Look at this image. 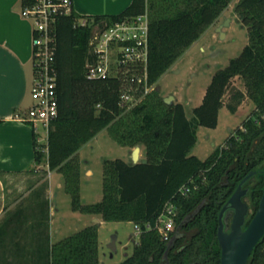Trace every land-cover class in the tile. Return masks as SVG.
<instances>
[{
  "label": "trees",
  "instance_id": "1",
  "mask_svg": "<svg viewBox=\"0 0 264 264\" xmlns=\"http://www.w3.org/2000/svg\"><path fill=\"white\" fill-rule=\"evenodd\" d=\"M33 1L22 0V5H30ZM232 1L133 0L118 15L85 17L73 10L56 22L54 65L59 114L48 131L44 146L47 153L36 138L35 163L41 165L46 161L50 170L62 173L74 211L99 215L104 221L132 222L140 227V240L133 254L121 264L162 262L168 241L156 229L147 226L155 227L167 203L177 207L176 224L200 208L184 226L185 237L178 239L176 247L170 251V264L221 263L217 237L219 215L241 181L251 172L257 173L250 193L254 213L257 211L264 186V0H239L235 5V13L248 29L249 42L239 57L216 72L202 104L193 109L191 119L182 104L167 105L159 89L128 110L120 104L121 83L118 79L88 80L87 64L93 62L90 52L92 28L79 25V21L87 19L101 26L114 25L148 12V78L150 84H156L218 21ZM236 76L244 81L246 93H235L232 98L235 103L228 106L229 110L235 113L246 96L255 104L256 110L225 146L216 148L208 159L200 160L191 155L197 142V130L201 126L217 127L223 97ZM105 129L123 146L144 145L147 163L106 160L102 200L83 205L80 165L75 158L83 145ZM181 188L189 191L183 194ZM45 204L48 208V201ZM49 220L46 213L45 222L41 219L28 224L25 219L15 216L6 221L0 227V263L10 250L7 239L21 238L22 232L38 231L42 225L47 243L45 248H39V253L44 264H101L98 224L51 244ZM20 246L16 243L17 249ZM22 248V252L30 251L26 245ZM248 264H264V236Z\"/></svg>",
  "mask_w": 264,
  "mask_h": 264
},
{
  "label": "rangeland",
  "instance_id": "2",
  "mask_svg": "<svg viewBox=\"0 0 264 264\" xmlns=\"http://www.w3.org/2000/svg\"><path fill=\"white\" fill-rule=\"evenodd\" d=\"M238 1L233 0L218 21L209 27L155 84L163 99L169 96L175 97L170 106L183 105L189 119L193 117V109L202 104L216 72L225 69L232 59L239 57L249 42L248 29L234 11ZM238 91L246 93V88L242 78L236 76L232 78L223 97V107L219 112L217 127L198 128L197 142L191 151L192 156L203 161L208 159L216 148L225 146L228 139L254 113L255 104L247 96L238 105L235 113L229 110L228 106L235 103L232 100L233 95ZM38 133L45 143L47 133L41 124L38 125ZM138 146L141 148L139 161L141 162L146 159V150L144 145ZM138 146L121 145L112 138L108 129L101 131L94 139L82 146L75 159L80 165V200L83 205L99 203L103 198L104 162L120 159L132 164V152ZM52 184L51 202L54 221L53 230L48 231L51 244L86 227L98 224L101 264H121L132 254L140 240L134 223L104 221L99 215L74 211L71 195L65 189L61 172H53ZM40 189L42 188L38 187L37 191ZM133 234L135 235L132 236ZM22 235L21 238L7 239L10 250L4 254V262L0 264L45 263L39 253V248H45L47 243L44 227L41 225L38 231L22 232ZM113 237L117 239L115 250L110 248ZM16 243L21 245L19 249ZM25 245L27 251L32 252L23 251V253L21 250ZM35 248L36 252L33 253Z\"/></svg>",
  "mask_w": 264,
  "mask_h": 264
},
{
  "label": "crops",
  "instance_id": "3",
  "mask_svg": "<svg viewBox=\"0 0 264 264\" xmlns=\"http://www.w3.org/2000/svg\"><path fill=\"white\" fill-rule=\"evenodd\" d=\"M132 1L73 0L75 12L85 17L118 15ZM22 8V0H0V227L12 216L32 224L44 221L48 213L52 231L54 171L46 161L35 163L36 138L45 153L47 141L17 118L32 105L34 80V26ZM38 187L42 189L37 191Z\"/></svg>",
  "mask_w": 264,
  "mask_h": 264
},
{
  "label": "built area",
  "instance_id": "4",
  "mask_svg": "<svg viewBox=\"0 0 264 264\" xmlns=\"http://www.w3.org/2000/svg\"><path fill=\"white\" fill-rule=\"evenodd\" d=\"M73 0H34L23 6L22 15L34 26V80L31 90L32 105L25 115H17L21 121L32 125L38 133L41 124L47 133L59 114L57 74L55 69L56 22L60 16L70 15ZM87 19L79 25L91 29L90 52L93 62L87 64L88 80L116 78L121 83L120 104L128 110L141 104L155 84L148 78L150 18L146 12L135 18L125 19L114 25L101 26ZM183 194L189 189L181 188ZM177 207L167 203L155 227L165 241L175 231ZM137 234H141L135 225Z\"/></svg>",
  "mask_w": 264,
  "mask_h": 264
},
{
  "label": "water",
  "instance_id": "5",
  "mask_svg": "<svg viewBox=\"0 0 264 264\" xmlns=\"http://www.w3.org/2000/svg\"><path fill=\"white\" fill-rule=\"evenodd\" d=\"M174 100V96L164 98L167 105H172ZM140 152L141 148L139 146L132 152L134 164L139 163ZM141 162L147 163V160L143 159ZM255 174L256 172H251L241 181L235 193L221 210L218 229V241L222 251L220 264H248L254 249L264 236V187L258 210L250 224L244 229L249 214V205L243 201V197L248 193V189H244V185ZM199 209L189 215L185 223L189 222ZM228 210L234 211L232 222L229 224L226 222L227 219H224ZM228 229H230V232L227 231ZM116 240V237H113L110 244V248L113 250L116 249ZM171 246L170 244L169 248Z\"/></svg>",
  "mask_w": 264,
  "mask_h": 264
},
{
  "label": "flooded vegetation",
  "instance_id": "6",
  "mask_svg": "<svg viewBox=\"0 0 264 264\" xmlns=\"http://www.w3.org/2000/svg\"><path fill=\"white\" fill-rule=\"evenodd\" d=\"M257 174V173H256ZM253 175L250 180L251 182H246L245 185H244V189H248V193L243 197V201L245 203H247L249 205V214L247 216V220H246V226L244 227V229H246V227L250 224L251 220L253 219L254 215L256 214V212L254 213V209H253V206H252V199L250 197V193H251V186L252 184L254 183V181L256 180V177L257 175ZM264 187V186H263ZM262 194H263V190H262ZM262 198V197H261ZM261 200V199H260ZM259 207V206H258ZM258 210V209H257ZM233 215H234V211L233 210H228L226 213H225V216H224V219L226 218V222L229 224L232 222V218H233ZM253 215V216H252ZM188 217V216H187ZM186 217V218H187ZM220 217V215H219ZM250 219V222L248 223V220ZM186 220V219H185ZM185 220L180 223V224H176V227H175V231L173 233V236L171 237V239L168 241V244H167V250L163 256V260L160 264H170V261H169V253L172 249H174L176 247V244H177V240L180 239V238H183L185 237L186 235V231H184V226H186L189 222H186L185 223ZM218 229H219V226H218ZM228 232H230V229L227 230ZM135 234H133L132 236H134ZM217 237H218V231H217ZM219 242V241H218ZM172 245L171 248H169V245ZM220 245V244H219ZM134 251V249H133ZM133 254V252H132ZM131 254V255H132ZM130 255V256H131ZM221 255H222V251H221ZM129 257V256H128Z\"/></svg>",
  "mask_w": 264,
  "mask_h": 264
}]
</instances>
